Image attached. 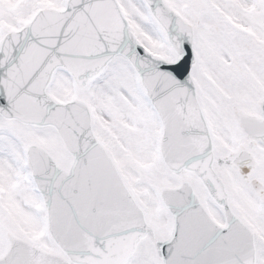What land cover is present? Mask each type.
<instances>
[{
    "label": "snow or ice",
    "instance_id": "snow-or-ice-1",
    "mask_svg": "<svg viewBox=\"0 0 264 264\" xmlns=\"http://www.w3.org/2000/svg\"><path fill=\"white\" fill-rule=\"evenodd\" d=\"M0 264H264V0H0Z\"/></svg>",
    "mask_w": 264,
    "mask_h": 264
}]
</instances>
